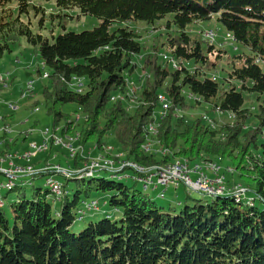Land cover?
Segmentation results:
<instances>
[{"label":"trees","instance_id":"obj_1","mask_svg":"<svg viewBox=\"0 0 264 264\" xmlns=\"http://www.w3.org/2000/svg\"><path fill=\"white\" fill-rule=\"evenodd\" d=\"M35 1L49 0H0V58L18 34L38 48L52 79L53 90L46 97L51 103L49 113L55 123L66 119L64 131L79 132L80 143L95 142L99 151L108 145L104 136L114 132L127 158L145 166L179 157L227 159L226 165L234 167L239 180L250 183L252 190L242 199L229 192L214 195L212 202L188 196L177 208L159 205L149 194L127 185L122 180L126 169L92 177L77 171L59 173L65 182L53 175L55 170L32 174L33 180L53 175L61 182L60 194L47 184L46 189L38 186L28 191L17 177L7 188V193H16L10 205L12 219L0 205V264H264V103L252 113L244 106L245 91L256 93L258 99L264 95V0H55L60 10L79 8L101 23L92 29L53 35L52 41L17 23L20 14L39 10ZM213 15L249 50L227 61L226 74L221 77L206 65L210 55L224 50L214 44L205 48L204 41L187 30ZM168 16L166 27H174L178 36L164 46L178 67L170 71L159 63L161 47H165L155 44L142 58L144 69L153 73L132 113L124 100H113L112 94L129 91L128 75L138 67L135 57L141 55L143 46L141 34L121 23L144 20L152 24ZM114 23L120 27L112 29ZM79 80L84 84L81 91L77 90ZM163 85L170 106L166 116H157V92ZM187 91L199 100L192 101ZM110 101L115 103L110 106ZM68 103H76L78 110H63ZM201 103L228 112L234 116L233 122L214 129L204 117L187 122L178 113ZM81 113L84 117L71 119L72 114ZM154 115L160 118V142L171 154L162 156L143 149L146 126L155 120ZM10 148L0 146V158ZM73 161L77 169L85 159L77 156ZM76 175L79 180L88 178L89 184L71 193L67 186ZM93 191L108 195L104 202L121 211L120 218L103 217L76 231L75 221L86 215L89 203L95 201L93 209H99L98 201L90 200ZM52 194L59 201L57 209L49 199Z\"/></svg>","mask_w":264,"mask_h":264},{"label":"rangeland","instance_id":"obj_2","mask_svg":"<svg viewBox=\"0 0 264 264\" xmlns=\"http://www.w3.org/2000/svg\"><path fill=\"white\" fill-rule=\"evenodd\" d=\"M35 3L37 4L39 10L20 14V22L17 23H21L23 29H27V27H29L33 33H41L43 36L50 38L51 41L53 35H57L64 31L80 32L83 30L92 29L101 23V20L97 16L83 14L79 8L60 10L59 8H57L55 0L35 1ZM9 6L16 8V3H11ZM17 14L19 15L18 11ZM167 19H171V17L168 16L166 19L154 22L152 24H148L144 20H130L121 23V25H128L141 34V42L143 46L141 55H137L135 57V61L138 63V67L132 74L128 75L127 88L129 92L132 93L133 98L125 99L124 105L132 113H134L139 106V103H137L138 97L141 98L142 92L144 90V87H146L147 79L150 76L151 72L148 69H144V60H142V58L147 52L154 48L155 44L158 43V45H162L163 43L162 46L165 47H161L159 63H162V65L165 68H168L170 71L173 70V63H168V59L172 58V54L166 50L167 45L164 46V44H168L170 40L176 38L178 34L175 31L174 27H172L171 29L166 27ZM115 27H120V24L114 23L112 25V29H114ZM187 30L188 33L194 38L203 40L206 44L204 45L205 48L206 46H208V44H214L216 49H222L226 51H219L218 54H215V56H209V62L207 63L206 68L210 69L212 72L215 70L217 77H221L226 74V72L224 71L225 68L228 67L227 61H229L234 55L243 51H249L241 43L234 40L233 36L226 30L222 22L219 21L217 15H213L212 18L207 20L195 22L191 24ZM211 30L215 33L214 41H211L205 35V32H209ZM14 36L15 33H12L10 35V37L12 38H14ZM219 54L221 56L220 59H218ZM164 55H168V59H163ZM215 67L216 69H213ZM48 71L49 70L44 65L38 48L29 43L25 36H21L19 34L9 43V48H6L5 53L0 58V74L5 76L6 78L5 83L0 82V128H4L6 125H8V127H10L8 139L13 138L17 141V146L14 143L15 141H9V146H11V148L8 149V154L12 155L16 152H20L22 146L26 144L30 146L32 142L42 143L43 136L48 139L53 135L58 137L63 136L61 129L65 126L66 119L64 118L58 123H55L54 116L49 113L51 103L46 97L47 92H52L53 87L52 79L48 77ZM244 93V106L249 107L250 112H256L258 110L257 108L259 103H264V95L261 96V99H258V95L256 93H249L247 91H245ZM157 94L167 96L165 85L158 89ZM189 94L190 93L187 91V95L192 101L195 102L196 100H198L197 97L192 98L191 94ZM112 95H114L112 97L113 100H116L122 94H120V92L118 91H115ZM9 103L14 104L17 109L13 110L10 107H6ZM113 103L115 102L110 101L109 105L111 106ZM191 106L192 107L187 110L178 112L181 113V115L186 119L187 122H192L193 119L198 117H204L205 120L203 119V121L207 125H211V127L214 129H220L221 127L223 128L224 125L233 122L234 116H232L228 112L222 113L214 111L213 109L209 108L207 103H201L200 105L192 104ZM6 108H8V111L4 113L3 111ZM62 108L65 111L74 112L78 110V106L76 103L65 104ZM164 110V103L161 102L156 108V115L158 116L162 114ZM79 115L72 114L71 119L73 120L77 119L78 117H84L83 113ZM212 124L214 125V127L212 126ZM251 124H253L252 120L251 122L249 121V125ZM78 125L79 126L77 128V131H80V125H82V121L79 122ZM73 126L74 125H72L71 127ZM159 126L160 118L149 122L146 126L147 136L150 139L149 142L154 143V146L157 149L159 146L158 142H160V138L158 137ZM47 128L50 130V132L45 134ZM2 134L3 132L0 133V137H2ZM219 137H223V134L219 133ZM103 141L115 148L113 150V153H125L120 147L114 132L106 134L103 138ZM95 145V142L87 143V151L92 150L95 152V154L100 152L99 149L94 150L93 147ZM163 147L166 146L164 145ZM252 151L255 152V147L253 145ZM54 155H58L59 158L56 159L52 164L61 162L62 165H67L66 161H69L70 158L69 150L63 145H56L55 147L51 146L47 151L40 152L39 156L34 159V165L37 167V169H40L46 163L45 161H40L48 156L54 159ZM123 158L127 159V156L124 154ZM84 159L85 161L87 160V158ZM214 160L217 161L220 165V170H218V172H220V175L223 176L222 185L226 188V191L231 190L230 194L235 196L237 192L235 191L236 187H240L238 193V198L240 199H242V196L244 194H251L250 190L252 189L250 183L245 182L243 179L239 180V173H236L235 168L226 165L228 164L227 159L221 161L219 160V158H216ZM49 161L53 160L50 159ZM4 166L8 168L7 162L4 164ZM40 170L42 172H49L46 167L41 168ZM40 170H38L36 173H38ZM55 171L58 175L59 173L63 175L66 174L63 170ZM108 173L110 172L105 170L99 171V174L106 175ZM125 173L130 176H134L136 174L135 170L132 168L126 169ZM22 175L25 174H18V177H21ZM51 176L53 175H50V177ZM28 177L30 178V180H33L32 174H29L27 178ZM193 177L196 178V175L194 174ZM57 178L61 182L66 181L65 177L62 175L57 176ZM76 178H78L77 175L74 177V179L69 181V184L67 186V189H69L71 193H73V191H75L76 189H82L89 184L88 178H86L85 180H79ZM46 179L47 176H44L37 177L33 180V183H30L28 180L24 184L20 183V181H18V183L27 187L28 191L38 186H42L46 189ZM122 180L127 185L135 186L137 189L149 194L159 205L164 206L172 205L180 208L183 205L184 201L188 198V196H191L195 199H200L203 202H212L216 198L214 194H206L204 190L200 191L201 189H199V186L196 188L197 190H194L184 183H181L178 188H176L175 185H170L165 191L166 196L161 197L159 196V192L162 187H160V189L158 190H153V187L146 189L142 181H136L133 177L123 178ZM0 181L3 183V185H7V183L9 182V176H7L6 173L0 172ZM0 192L4 199V203H0V205L4 207L8 217L12 219L10 205L11 202L16 199V193H7V188H2ZM213 192L215 191L213 190ZM7 194H9L8 198H6ZM218 195L219 194H216V196ZM49 199L53 205V208L57 209L59 201L55 199L54 194L50 195ZM91 199H95L98 201L99 209L88 210L87 208L86 215L83 216V218H80V216H78L77 220L75 221V224L73 226L74 230L80 231L84 229L91 221H98L103 217H110L113 220L120 218L122 212L113 209L108 203L104 202L106 200L108 201V195H103V193L93 191L91 193L90 200ZM249 201L253 202V199H249Z\"/></svg>","mask_w":264,"mask_h":264},{"label":"bare ground","instance_id":"obj_3","mask_svg":"<svg viewBox=\"0 0 264 264\" xmlns=\"http://www.w3.org/2000/svg\"><path fill=\"white\" fill-rule=\"evenodd\" d=\"M163 58L164 59H168V55H164ZM169 62L173 63V67L174 68L178 67V61L173 56H172L171 59H168V63ZM0 82L1 83H5L6 81H0ZM83 85L84 84L79 80L78 81V85H77V90L81 91L82 88H83ZM128 96L131 97V99L133 98L132 93L129 92V91L124 93V94H122V95H120L119 98L122 99V100H125V99L128 98ZM191 97L192 98L193 97L196 98L197 96H194V95L191 94ZM158 99H159L160 103L161 102L164 103V108H165L164 112L162 114H160V115L166 116V114H167L166 112L168 111V108L170 106L169 99L165 95H161V94L158 95ZM198 100H199V98H198ZM8 106L10 108H16V106L14 104H12V103H9ZM154 117H155V119L158 118L155 115H154ZM205 118H206V116H205ZM212 126L214 127L213 124H212ZM47 130H48V128L46 129L45 132H47ZM2 131H4L5 134H8L10 132V127L5 126L4 128H0V133ZM149 141H150V139L147 138L146 142L143 145V149L146 152H156L157 154H160V155H163V156L171 154V151L168 148L163 147L164 145H162L160 142H158L159 146H158V149H157L154 146V143H152V142L150 143ZM53 144L54 145H63V146H65L69 150V156L71 158H73V155H75V148L74 147L80 146V133L78 132V133L71 134V133L66 132L65 134H63L62 138H58L55 141H53ZM33 145H34V142H32L30 146H33ZM95 149H98L97 145H95ZM114 149L115 148L113 146L106 145L104 147V151H100V152H98L96 154V156H92L93 158L98 159L100 161V166H102V167H110V172L111 173H116V172L122 171L124 169L130 168V165H122L123 163H130L133 166H135L136 169H140L142 171H151V168H155V167H157V168H174V167H177L179 169H191V173H198V169H206V177H208V178H216V169L215 168H219V170H220L219 163L214 161V160H209V159H202L200 161H190L188 158H177L173 162H167L165 164H158V165H155V166H144V165L138 164L137 162H135L132 159L131 160H129L128 158L124 159L122 156L125 153H123V152L116 153V154H115V152L113 153ZM40 152H43V150H36L35 153H31V161H33V158L37 154H39ZM86 152H87V149H83L82 151H78V156L82 155V156L85 157V153ZM17 157L22 158V159H24L26 161V156H22V155H18L17 154ZM76 157L77 156H75L74 158H76ZM92 157H88V158H92ZM4 158H7L6 160L13 161L15 163V165H20V164H16V162L14 161V155L13 154L12 155L11 154H7L6 156L0 158V161H1V159H4ZM86 162L87 163L83 167L92 166V159H87ZM50 170H62V168H52ZM3 171L6 173L7 176L10 177V170L9 169H5ZM63 171L66 174L72 173L70 170H63ZM81 173L83 174L84 177H92L98 172H94V173L81 172ZM52 178H53V181H59L53 176H52ZM46 182H47V179H46ZM14 183H15V181L8 182L7 185H3V183H2V188H11L14 185ZM46 184L49 187H51L52 190L56 194H60L61 193V189L57 188V186L55 184H52V183H46ZM239 188L240 187H236L235 191H239ZM146 189H149V188H146ZM211 195H213V194H211ZM214 195H216V194H214ZM219 195H222V194H219ZM236 196H238V195H236ZM161 197H163V196H161ZM93 202H95V201H93ZM0 203H2V204L4 203L1 192H0ZM95 206H96V203H89L88 209L91 210Z\"/></svg>","mask_w":264,"mask_h":264},{"label":"built area","instance_id":"obj_4","mask_svg":"<svg viewBox=\"0 0 264 264\" xmlns=\"http://www.w3.org/2000/svg\"><path fill=\"white\" fill-rule=\"evenodd\" d=\"M207 38L211 41L215 40V33L212 31L205 32ZM0 81H6L5 77L0 76ZM167 113V112H166ZM50 130L48 129L45 134L49 133ZM58 136H52L51 138H46L44 136V141L42 143L34 142L33 146H30V149L26 150L22 156H26V165H15L13 161L10 160L11 168L10 170V177L9 182L15 181L18 177V174H34L39 169L36 170L33 162L31 161V153H35L36 150H43L47 151L50 148L51 142L55 141ZM75 148V155H73V159L75 156H78V151H82L83 149H87L86 145L80 143V146L74 147ZM95 149V146L93 147ZM92 159V166L90 167H82L77 169H70V168H63L59 164H48L47 169L50 170L52 168H62V170H70L71 172H99L102 170L109 171L110 167H102L100 166V161L95 158H87ZM122 165H130V168L134 169L136 174L134 176H130L125 173L124 178L133 177L136 181H142L144 183V187L150 188L153 187L154 189H158L162 187L160 190L159 195L164 196L165 191L168 189L170 185H175L176 188L180 186L181 183L186 184L188 187L197 190L196 188L199 186L200 191L204 190L206 194H224L226 192V188L222 185L223 183V176L220 175L218 172L219 168L216 169V178H208L206 177V169H198V173H191V169H179L177 167L174 168H151V171H142L140 169H136L130 163H123ZM41 169V168H40ZM41 171V170H40ZM196 175V178L193 175ZM46 183H52L57 186V188L62 189L60 181H53L52 176L47 177ZM207 190H206V189ZM2 189V182L0 181V190ZM213 190L215 192H213ZM239 191L236 192L238 195ZM96 203V202H91Z\"/></svg>","mask_w":264,"mask_h":264},{"label":"crops","instance_id":"obj_5","mask_svg":"<svg viewBox=\"0 0 264 264\" xmlns=\"http://www.w3.org/2000/svg\"><path fill=\"white\" fill-rule=\"evenodd\" d=\"M1 75V74H0ZM1 76H3V75H1ZM5 77V76H4ZM6 107H9V106H6ZM11 109H13V110H15V109H17V107L16 108H11ZM8 111V108H6L3 112L4 113H6ZM3 119H4V117H3ZM6 126H8V125H6ZM64 128V127H63ZM61 129L62 130V133L63 134H65L66 133V131H64V129ZM3 132V134H2V136H5V138H3L2 140H1V143H0V146L1 147H4V146H9V141H11V142H14L15 143V145L17 146V141L16 140H14L13 138L11 139H8V134H6L5 135V133H4V131H2ZM1 132V133H2ZM10 133V132H9ZM43 141H44V136H43ZM55 147L56 145H54L52 142H51V144H50V147ZM28 148H29V146L26 144V145H24V146H22L21 147V151L20 152H16V153H14L13 155H14V161L15 162H17V164H20V165H26L27 163H26V161L24 160V159H22V158H19V157H17V154L18 155H23V153L26 151V150H28ZM94 150H97V149H94ZM119 153H121V152H119ZM8 153H6L5 154V156L7 155ZM115 154H116V152H115ZM39 156V154H37L34 158H33V163H34V159L35 158H37ZM92 156H96V154H95V152L94 151H92V150H89V151H87L86 153H85V157L84 156H80V157H82V158H88V157H92ZM123 157V156H122ZM53 158L54 159H52L50 156H48V157H46V158H44V159H42L40 162H46L45 163V165L44 166H42L41 168H44V167H47V165L48 164H51V165H54V164H52V163H54L55 162V160L56 159H58L59 158V156L58 155H54L53 156ZM7 158H4V159H1V161H0V172H3V173H5L3 170H5V169H8V168H11V165H10V160H6ZM53 160V161H49V160ZM74 159L73 158H69V161L67 160L66 161V163H67V165H62V163L61 162H59V163H55V164H59V165H61L63 168H70V169H74V167L75 166H73V163L74 164H76V162L75 161H73ZM7 162V164H8V168L7 167H5L4 166V164ZM87 162L85 161L84 162V164H83V166L86 164ZM35 166V165H34ZM35 168H36V170H37V167L35 166ZM40 170V169H39ZM29 174H25V176H21L20 178H19V180L20 181H22V182H27V180H29L30 178L28 177L27 178V176H28ZM56 178H57V176H59L58 174H53ZM48 176H50V175H48ZM58 179V178H57ZM158 189H160V187L158 188ZM158 189H154V190H158Z\"/></svg>","mask_w":264,"mask_h":264}]
</instances>
